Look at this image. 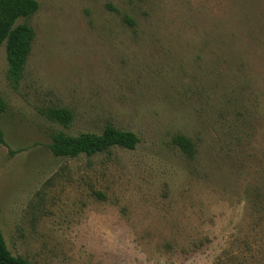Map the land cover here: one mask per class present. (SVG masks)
<instances>
[{
  "label": "rangeland",
  "instance_id": "1",
  "mask_svg": "<svg viewBox=\"0 0 264 264\" xmlns=\"http://www.w3.org/2000/svg\"><path fill=\"white\" fill-rule=\"evenodd\" d=\"M38 1L17 91L0 49L12 252L36 264H264V0ZM47 105L73 110L71 126L42 115ZM110 122L137 147L50 148L58 130Z\"/></svg>",
  "mask_w": 264,
  "mask_h": 264
},
{
  "label": "trees",
  "instance_id": "2",
  "mask_svg": "<svg viewBox=\"0 0 264 264\" xmlns=\"http://www.w3.org/2000/svg\"><path fill=\"white\" fill-rule=\"evenodd\" d=\"M38 0H0V49L6 45L8 60L7 78L16 91L26 74V66L32 53L36 39V31L30 19L39 11ZM23 19V21H20ZM125 20L130 24L135 21L130 17ZM7 102L0 91V112L5 111ZM39 111L49 120L65 127L71 126L75 119L73 110L68 107L51 105L39 108ZM140 138L133 131L107 123L101 133L81 132L70 134L58 130L52 134L50 148L55 156L77 158L81 155L95 156L97 154L112 153L114 148L135 149ZM173 142L188 157L194 158L196 146L193 140L183 133L176 134ZM5 143L4 131L0 127V146ZM231 255L227 256L225 263L233 264ZM0 264H36L22 255H15L9 248L0 225Z\"/></svg>",
  "mask_w": 264,
  "mask_h": 264
}]
</instances>
